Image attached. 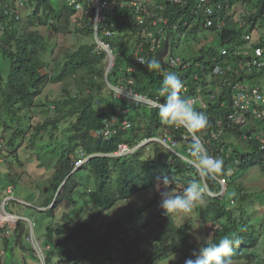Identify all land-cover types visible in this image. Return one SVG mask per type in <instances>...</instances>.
Segmentation results:
<instances>
[{
    "label": "trees",
    "instance_id": "16d2710c",
    "mask_svg": "<svg viewBox=\"0 0 264 264\" xmlns=\"http://www.w3.org/2000/svg\"><path fill=\"white\" fill-rule=\"evenodd\" d=\"M223 1H229L231 5L236 2L235 0ZM36 2L37 7L33 15L31 17L28 15L25 21H11L7 15H0V54L9 64L7 68L0 66V120L6 130L17 129L14 136L26 137L29 131L28 140L34 148L38 141H43V137L39 136L44 133L43 131L50 132L49 136L53 138L55 131L69 123L67 141H61L59 145L52 148L53 151H51L49 159H55L57 162L48 170L47 176L50 177V180L46 184L49 187L46 186L45 189L48 187L49 193L46 199L41 202L42 205H49L56 197L53 206L46 211L49 221L45 225V233L42 234L44 245L50 246V250L47 252L48 262L52 264L53 254L56 251H61L65 245H72L74 241L78 240L80 241L79 247H83L89 242L99 245L101 250L109 252L112 264H136L141 261L142 264H154L157 260L165 259L179 251L186 257L197 247L190 223L178 225L174 219L160 211L149 219L144 227L145 230H152L154 226L160 229L152 238V241H155L157 253L155 257H152L149 249L142 248L141 244L144 239L141 235L135 238L128 237L126 240L118 238L124 228V223L119 219L105 220L108 218H103L104 213L114 208L119 200L129 199L142 190L156 188L159 176H167L171 179L169 187L177 194H182L184 188L192 181L201 184L203 179L195 168L183 158L167 151L159 144L153 143L150 145L148 153L139 150L130 157L101 156L91 158L86 165L80 168L83 174L82 179L85 175H89L88 188L83 191H78L79 184L74 182V174L64 181L72 172L74 159L78 157L81 150L88 153L113 152L122 142L135 143L153 135L163 127L174 129V126L161 122L158 108L137 107L129 116V120L133 123L132 128L120 130L110 140L97 138L96 131L104 126V118L111 114V111L113 115L120 113L119 110L123 109L126 103L117 99L113 92L106 87L102 57L93 52V45L82 44L75 50L67 51L62 59L57 58V72L53 75L49 73V63L44 58V54L50 48V38L46 32L52 30L60 33L67 30L70 26L73 9L67 1L60 2L61 8L55 7L52 0H36ZM251 4L252 8L257 6L259 8L256 14L250 13L247 19H264V0H261L260 4L257 2ZM128 14H130L128 10L117 9L114 20L119 21ZM231 26L229 24L226 30L220 34L221 43H232L230 40L242 37L246 32L247 22ZM129 30L137 31L132 26ZM81 31L91 35L90 30L83 29ZM114 39L115 41L121 40V43L124 44L131 42L128 29H125L124 34ZM257 44H264V35L258 37ZM121 51L123 56L129 55L124 45H122ZM122 55L119 56L116 68L109 77L110 81L124 83L134 77L139 90L164 100V97L159 95V89L164 76L170 72V68L162 69V75L158 70L146 68L147 72L139 77L143 78L139 79L137 78L138 73L130 75L122 71L124 64ZM127 59L129 60L130 57L127 56ZM6 69L7 73L5 74ZM175 69L171 66L172 72L176 71ZM80 71L85 73V80L81 83L86 86L88 92L74 94L67 88L62 99L52 100L50 96H43L44 88L49 82L63 81L64 78ZM176 75L181 81L183 80L180 74ZM119 77H121L120 80H118ZM262 77V73L257 70L248 75V79H256L258 82H261ZM189 87L186 92L192 91V86ZM46 99L53 101L52 119H48L42 124L40 122L32 125L29 115L32 106L36 100H38L37 106H51V104L45 103ZM97 103H102L103 108L99 107ZM199 112H203L207 116L208 126L198 135L208 151L213 152L209 154H215L224 161L221 174L228 171L231 165H236L237 161L244 172L254 165L264 164V150H261L260 142L255 137L251 139L250 135L245 137V134L250 133L249 129L229 126L227 113L222 108L220 101L210 102L205 109H201ZM217 119H223L225 123L223 132L219 133V138L213 135L214 131L217 132L221 128L216 123ZM258 128L264 129V121L258 123ZM47 137L46 135L44 138ZM232 137L242 145L238 146L234 142L228 141ZM189 142L191 143V140ZM222 146L223 150H221ZM181 176L186 179L184 184L179 185L175 180ZM207 182L211 190L218 189L213 180L207 179ZM61 185L62 188L59 191ZM239 191L240 204L234 208H229L227 197L220 198L210 195L207 201L197 207V211L205 229L208 228L209 223L214 224L208 242L218 243L219 239L224 236L240 238L239 246L233 247V264H264L260 260L263 255L259 251V243L262 235L264 236V224L258 229L256 228L248 212L251 194L243 193L242 189ZM80 193L87 199L83 212L87 205L92 204L96 210L75 224L76 215L74 212L80 206V199H78ZM256 198L264 201V195L257 194ZM158 201L157 199V203ZM238 211H240L239 214ZM164 224L166 227L162 228ZM135 231L139 232L137 229ZM29 234L30 228L27 223L19 221L14 237L15 243L8 245V238L4 237L7 242L5 251L7 252L11 248L16 262H18L15 258L17 249L21 250L23 263L27 264L25 252L37 257V253L28 241ZM71 247L75 251L76 248ZM79 254L78 251L76 254L71 252L69 264L79 262ZM68 260L67 256L62 259V261ZM0 264H7V262L0 258Z\"/></svg>",
    "mask_w": 264,
    "mask_h": 264
},
{
    "label": "clouds",
    "instance_id": "9594fccd",
    "mask_svg": "<svg viewBox=\"0 0 264 264\" xmlns=\"http://www.w3.org/2000/svg\"><path fill=\"white\" fill-rule=\"evenodd\" d=\"M63 1H67L68 5L73 9V14L71 15L69 24L70 26H68L67 30H64L60 33H56L52 30H47V36L51 38L49 35L50 32H54L53 34L76 32L80 36L91 37V41H86L78 44L73 50L79 48L82 44L93 45V52L99 57H102V64H104L105 67L104 80L107 82L106 87L113 92L114 96L117 99L123 100L126 103L125 107L119 110L120 113H118L117 115H113L111 111V114L104 118V126L96 131L97 138L110 140L117 133H119L120 130L132 128L133 123L129 120V116L137 109V107L158 108V115L161 122L165 125L174 126V129H171V127H163L159 131H156L153 135L145 137L135 143L122 142L118 145L117 150L113 152L97 151L88 153L81 150L78 157L74 159V168L72 172L64 181H66L71 175L74 174V182H78L79 186L77 189H80L82 187L83 179L80 177L78 180L75 175L82 170H80V168L83 165H86L91 158L101 156L130 157L135 155L139 150H144L145 153H148L150 151V145L156 143L165 148L167 151H170L186 160L190 166L195 168L198 175L203 179V182L201 184H199L197 181L190 182L187 187L184 188L182 194H177L172 188L169 187L171 179H169L167 176L157 177L158 182L156 187L159 191L160 196L158 210L161 209L160 212H162V214H166L169 216V218L172 219H174L173 216L190 215L193 212L196 204L202 198L201 187L206 188L207 186L209 192H207L206 198H204V200L196 206V210L197 207L201 206L203 202L208 200V197L210 195L220 198L227 197L229 188L231 187V185H234L231 184L229 186V179L232 183L238 185V195L231 198V200L227 199V201L229 202V208L238 206L240 204L239 190L242 189L243 193H247L248 191H246L243 183L238 181L237 178L235 179L236 175L230 172V167L236 166L242 172L244 171L239 167V162L237 161L236 165H231L228 171H226L224 174H221L224 167V161L215 154H209L213 152L208 151V149L202 143L201 137L198 135V133L205 130L208 126L207 116L203 112H199V110L205 109L210 102L220 101L222 108L227 113V122L229 123V126L231 127L232 125H234L235 127L237 126L242 129H249L250 133L245 134V137H247L248 135L251 136V139L255 137L260 142L261 150H264V129L258 128V123L260 121H264V114L261 117L256 116L252 112H248L243 115V113L240 111L241 107L236 104L237 92L234 89V86L237 83H239L240 88H246L248 86H260L264 95V70L254 68L252 71H250L247 65L245 66V68H242L240 64L241 58H239V56L236 54L238 50H245L248 47L264 48V44H257L258 37L264 35V19H247L250 13L256 14L259 8L258 6L252 8L251 3L257 2L258 4H260L261 0H235L236 2L233 5H231L229 1L212 0V4H214L215 7L219 9V13H217V16L213 17L215 23L211 26L207 25L206 15L204 11L198 7L199 0H146V2H144L141 6H117L115 14L107 16L104 22H102V24H100V26L98 27V30L95 28L93 22L91 21V18L89 16L90 14L87 13V9H89L87 0ZM60 2H62V0L59 1L58 4H55L54 2L55 7L61 8ZM26 5L28 6L26 7ZM1 6L2 8L0 10V15H7L8 18L11 19V21L15 20L22 22L27 19L28 15L30 17L33 15L37 7V2L36 0H0V7ZM29 6H33V9L30 12L28 11ZM84 6L87 7V9ZM138 7L140 8V10H142L139 13L136 12V8ZM247 8H249V13L245 14V9ZM117 9H120V11L128 10L130 14H128L125 18H121L119 21L114 20V17L117 14ZM24 11L26 12L25 17ZM139 15L143 17V21L139 19ZM218 18H221L225 21V24L222 27H220ZM243 22H247L245 34H243L239 39L230 40V42L232 43L225 42L223 44L221 43L220 38L219 45L210 47L203 46L201 48L197 47L195 49V52L190 57L185 56L190 51V48L188 46L184 48L183 52H179L181 45L185 43V41L183 40V38L185 37H194V39H196L202 31L206 30H211L213 33H216L220 37V34L226 30L229 24H231V27H233L235 24L237 25L238 23ZM131 26L135 31L137 29V31L134 32L133 30H129ZM83 29L90 30L91 35L82 33L81 30ZM125 29H128V33L131 37V42L129 44H124L121 43V40L115 41L114 38L124 34ZM248 35H250L249 39L247 38ZM122 45H124L126 52H128L129 55L123 56L121 54ZM49 46L50 48L47 49V52L52 53L53 47L50 44ZM224 48L228 50L226 54L223 53ZM67 51H72V49ZM47 52L44 54V58L46 61L47 59L45 55H47ZM121 55L123 57L122 61L124 63L122 66V71H125L130 75L138 73L137 78L141 76L142 73L140 72L144 68H148L149 70H158L161 75L162 69L170 68V72L164 76L162 85L159 89V95L164 97V100L153 97L146 91L139 90L136 86V78L134 77H131L124 83H115L110 81L109 77L113 73V70L116 68L118 58ZM127 56L130 57L129 60L127 59ZM176 57L180 58L179 61L174 59ZM141 58H143L145 61H140ZM173 60L176 63H174ZM54 62V72H52L50 68L51 62H48V70L52 75L55 74L58 69V66L56 67L57 60H54ZM244 63L246 62L244 61ZM228 65H232V70L226 71V67ZM171 66L176 68V71L172 72ZM218 68H221L223 72H218ZM256 70L263 75V77L261 78V82H258L256 79H248V75L253 74ZM176 74H180L183 80L181 81V79ZM84 78L85 73L83 71H80L76 74L70 75L68 78H64L63 81L49 82L48 84H58L62 82L67 84V86L65 85V88L63 89L62 95H64L65 89L67 88L74 94L78 92H88L86 86H83L81 83L83 80H85ZM120 78L121 77H119L118 80H120ZM70 80L71 82L74 81V85L70 84ZM48 84L45 86V88L48 86ZM190 85L192 86V91L186 92L190 88ZM119 88L127 90L128 93L120 90ZM188 93L190 94L188 95ZM121 94L124 95L120 96ZM135 94L143 97L146 102L136 101L134 98ZM37 101L38 100H36L34 106H32V111L29 114L32 125L39 124L40 122L42 124L48 119H52L51 115H48L38 122H35L33 120L35 108L38 104ZM97 105L103 108L102 103H97ZM51 107L53 110V104L49 106V108ZM262 111L264 112V103L262 105ZM240 116H243L242 121H238V118ZM216 123L221 128L217 132L214 131L213 135L214 137L219 138V133L223 132L225 123L223 119H217ZM68 124L63 125L59 129H65V135L67 137L69 136V132L67 131L69 126ZM16 130V128L7 130L10 134V140L8 142H29V131L27 132L26 137H22L13 135ZM43 132L44 133L41 132L42 134L39 135L43 137L42 140H45L44 137H46V135L50 137L47 130ZM45 132H48V134H45ZM57 139L60 142L62 141L58 137ZM189 140H191V143L189 142ZM228 141L235 143L233 137L229 138ZM2 145L3 142L2 140H0V148L2 147ZM123 145L127 147L125 152H121ZM28 146L34 148L30 143ZM221 150H223V146ZM263 165H261V167H263ZM251 168H249V170ZM10 174L11 172L7 177V185L2 192V194L5 195L3 196V200L0 202V229H2L0 230V235L8 238V245H12L10 239L15 237L16 227L18 226L19 221H25L30 228L28 241L30 242L31 247H33L34 251L37 253V257H39L40 255L45 264H50L47 258V252L48 250H50V246L44 245V236H42V238L35 236L33 232L34 223L32 222V220L22 214L9 212V210L7 209V205L14 201L23 203L26 206H33V202L25 199L23 201L22 198L19 199L18 197H15L13 195L18 180L12 178ZM185 179L186 178L181 176L175 181L179 185H181L185 183ZM207 179L213 180V182L216 183L218 189L211 190ZM61 188L62 185L59 191L61 190ZM260 191L263 190H257L256 192ZM45 193L48 195V187L45 189ZM249 194H251V200L254 201L257 196L256 193L250 191ZM259 194L262 195V192H260ZM44 199H46V197ZM256 199L259 200L257 202L262 201L259 198ZM55 200L56 197L54 201H52V203L49 205H39L37 207L38 210L46 212L53 206ZM262 202L264 204V201ZM253 204L254 202H249L248 212L249 216H251L253 219V224L258 229L264 224V211L262 208V210L258 211L257 214V211L253 210ZM251 207L253 209H250ZM92 211L93 210H91V212ZM239 212L240 211H238L237 213L239 214ZM197 213L199 215V218L201 219L198 211ZM89 214L85 216H88ZM85 216L83 217V219L86 218ZM75 221H77V219ZM174 221L176 222L175 219ZM200 221L202 224V219ZM184 223L189 222L185 221L179 224L177 222L178 225H182ZM209 225L214 226L213 223H209L208 227ZM191 226L193 225L191 224ZM204 230L206 231V238L208 237L207 240H205L200 245L198 252L193 251L186 257L184 256V264H233V247L239 246V244L241 243L240 238L236 236H224L219 239L218 243L208 242L210 235H212V229H210L211 232L208 231V228H204ZM156 233L157 232H155L153 236ZM151 237L152 236L150 235L149 237L146 236V238ZM118 238L126 240L128 237L120 233ZM263 238L264 236L262 235L259 245L261 244ZM197 239L199 240V238ZM73 244H76V246L79 247L80 241H74ZM73 244H67L62 248L61 251H56L53 254L52 264H69L71 261V252H74V254H76V251H74L71 247L73 246ZM93 244L94 243L88 242L83 247L80 246V248L85 251V249L89 248ZM198 244L199 242L197 241V246ZM5 248L6 245L4 247L0 246V258L2 259L5 258V255L7 253L5 251ZM17 251L18 249L16 250V252ZM259 251L261 252L260 248ZM191 254L194 258H188ZM66 256L67 258L69 257V260L62 261V259H64ZM84 256L87 258L89 257L88 254ZM76 264H78V261L76 262ZM136 264H142V261Z\"/></svg>",
    "mask_w": 264,
    "mask_h": 264
},
{
    "label": "rangeland",
    "instance_id": "374dc122",
    "mask_svg": "<svg viewBox=\"0 0 264 264\" xmlns=\"http://www.w3.org/2000/svg\"><path fill=\"white\" fill-rule=\"evenodd\" d=\"M55 4H58L61 0H53ZM63 1V0H62ZM28 5H26L27 7ZM33 9V6H29L28 11L30 12ZM249 13V8L245 9V14ZM26 15V12L24 11V17ZM54 32H50V45L53 47V52H47V55H45L46 59L50 63V68L52 72H54V60H57V58H61L65 55L67 50L74 49L78 44H81L86 41H91V37L87 36H80L76 32L72 33H62V34H53ZM185 41L184 44L181 45L179 52H183L184 48L188 46L190 48V51L188 52L187 57H190L194 52L195 49L201 48L203 46L210 47V46H217L220 43V37L213 33L211 30L202 31L199 36L194 39V37H185L183 38ZM82 41V42H81ZM49 59V60H48ZM4 58H2V55L0 54V66L7 68L9 65L7 61H5ZM147 72V69H143L140 73L144 74ZM7 73V69L5 70V74ZM141 74V76H142ZM141 79V78H140ZM70 84L74 85V81ZM65 83H58V84H48V86L44 89L43 96L47 97L50 96L53 99H61L63 96V89L65 88ZM264 86V84H263ZM45 103L53 104V101L46 99ZM38 102V101H37ZM51 104V105H52ZM54 110H52V107H46V106H37L35 108L34 112V121L38 122L42 119H44L48 115H53ZM45 134H48V132H45ZM49 134H51L49 132ZM61 139L62 141H67V136L65 135V129H61L59 131H56L54 133L53 138L47 137L45 140L41 142H37L36 147L32 148L29 147L28 141H10V134L9 132L4 128V125L2 124V121L0 120V140H2L3 145L0 148V202L3 200L2 192L5 189V186L8 182V175L11 172V177L18 180L16 183V189L14 190L13 195L15 197H18L19 199L22 198V200H28L33 202V206H26L23 203H18L17 201L11 202L9 205H7V209L9 212H15L22 214L32 220L34 223V234L35 236L42 238L43 232L45 233L46 230V224L49 221V218L47 216L46 212L38 210V206L41 205L42 200L47 196L45 193V187L48 186L46 184L50 177L47 176L49 174V169L56 165L55 159H49L48 157L51 156L52 148L59 145L60 141L57 139ZM235 143L238 146H241L236 138H233ZM8 142V143H7ZM243 147V146H242ZM47 156V157H46ZM41 157V158H40ZM11 170V171H10ZM230 172L234 173L235 179L237 178L238 181L243 183L244 187L246 188V191L254 192L259 194L260 192H256L257 190H264V168L261 167V164H257L253 166L250 170L247 172H242L239 170L236 166L230 167ZM83 176V174L80 172L76 173L75 177L79 178ZM88 176L85 175L83 177V183L82 187L78 191H83L84 189L88 188ZM92 179V178H91ZM91 184V182H90ZM234 184V185H231ZM229 193L227 195V199L231 200L234 196L238 195V185L235 183H232L229 179ZM49 187V186H48ZM201 200L196 204V206L206 198L208 188L201 187ZM162 190V186H161ZM48 191V190H47ZM42 193V196L40 194ZM40 194V196H39ZM262 195H264V192H262ZM79 196V197H78ZM78 199H80V206L77 207V210L74 212L76 215L77 221L79 222L83 217L91 212V210L95 211L96 208L92 205H87L86 209L83 207L87 204L86 197H83L80 194H78ZM83 197V198H82ZM157 199L159 200L158 203H160V196L159 191L156 188H150L146 190H142L138 192L134 197H132L129 200H119L117 204L112 208V210H109L108 212H105L103 215V218H108L105 220H111L113 218L120 219L124 225L125 228L121 232L122 235H125L130 238H135L139 235H142L144 241L141 244L142 248H147L150 250V255L152 257L156 256V244L155 241H152L153 234L160 229L156 226L152 227V230H145V225L151 219L156 212L160 211L158 210V203ZM254 199V198H252ZM259 201L255 198V200H251V202H254L253 206L254 209L251 207L250 209H253L255 211L262 210L264 211V204L262 201ZM263 204V205H262ZM1 205V204H0ZM196 206L193 210V212L188 216H173L176 220V223H182V222H189L192 226V233L194 238L199 242L197 248L195 251H199L200 245L207 240L205 234L206 231L204 230V227L201 224V219L199 218V215L196 210ZM262 206V207H261ZM73 209V207H70ZM89 211V212H88ZM86 217V216H85ZM166 227V225H162V228ZM214 228V226L209 225L208 231L211 232L210 229ZM135 229L139 230V232H136ZM153 231V232H152ZM151 238H146V236ZM199 238V240L197 239ZM11 243L14 244L15 238L10 239ZM6 242L4 240V237L0 235V246H5ZM74 247H76L75 251L80 252L79 254V262L78 264H112V261L110 259V253L101 250L99 245L93 244L89 248L85 249V251L76 246V244H73ZM78 247V248H77ZM259 248L261 250V254L264 255V238L262 239L261 244L259 245ZM21 250L18 249V251L15 254V258L17 259L16 262L14 260V255L12 253L11 248L7 250V253L5 255L4 260L7 262V264H26L23 263L22 256L20 254ZM26 253V260L27 264H45L42 257L39 255V257H33L29 252ZM11 254V256H10ZM88 254L89 259L85 257L84 255ZM188 258H194L192 254ZM261 261L264 262V256L260 258ZM184 254L179 251L172 253L170 256H168L165 259L157 260L154 264H184ZM257 261V260H256Z\"/></svg>",
    "mask_w": 264,
    "mask_h": 264
},
{
    "label": "built area",
    "instance_id": "2783aa9c",
    "mask_svg": "<svg viewBox=\"0 0 264 264\" xmlns=\"http://www.w3.org/2000/svg\"><path fill=\"white\" fill-rule=\"evenodd\" d=\"M146 0H87L89 9H87V13H89L91 21L93 22L95 28L98 30V27L104 20L107 18V16L114 15L115 10L117 6L121 7H136L141 6ZM83 5V4H82ZM220 6V5H219ZM198 7L204 11L206 15V23L207 25H214L215 21L213 17L217 16V13H219V9L215 7L214 4H212V0H199ZM2 6L0 7L1 10ZM136 12L139 13L140 8H136ZM141 21H143V17L141 15L138 16ZM218 21L220 23V27H222L225 24V21L221 18H218ZM247 38H250V35L247 36ZM228 50L226 48L223 49V53L226 54ZM236 54L241 58L240 64L242 68L247 67L252 71L254 68H259L260 70H264V48L262 47H248L245 50H238ZM175 60L179 61L180 58L176 57ZM143 60V58L140 59V61ZM174 61V60H173ZM244 61L246 63H244ZM174 63H176L174 61ZM248 69V71H249ZM227 70H232V65H228L226 67ZM218 72H223L221 68L217 69ZM120 90H123L128 93L127 90L123 88H119ZM234 89L236 90L237 99L236 104L241 107V112L243 115L248 112H252L258 117H261L264 112L262 111V105L264 103V95L262 93L260 86L251 87L248 86L246 88H240L239 83H237L234 86ZM124 94H121L122 96ZM136 101H142L146 102L143 97L139 95H134ZM243 116H240L238 118V121H242ZM126 146H122L121 152H125Z\"/></svg>",
    "mask_w": 264,
    "mask_h": 264
}]
</instances>
